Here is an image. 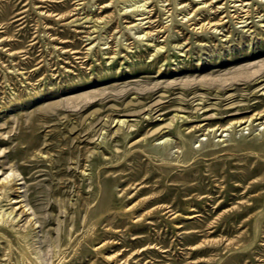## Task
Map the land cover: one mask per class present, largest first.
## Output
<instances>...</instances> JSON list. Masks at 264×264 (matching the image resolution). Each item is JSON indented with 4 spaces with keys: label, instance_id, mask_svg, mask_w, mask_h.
Wrapping results in <instances>:
<instances>
[{
    "label": "rangeland",
    "instance_id": "rangeland-1",
    "mask_svg": "<svg viewBox=\"0 0 264 264\" xmlns=\"http://www.w3.org/2000/svg\"><path fill=\"white\" fill-rule=\"evenodd\" d=\"M261 25L263 0H0V264H264Z\"/></svg>",
    "mask_w": 264,
    "mask_h": 264
},
{
    "label": "bare ground",
    "instance_id": "bare-ground-1",
    "mask_svg": "<svg viewBox=\"0 0 264 264\" xmlns=\"http://www.w3.org/2000/svg\"><path fill=\"white\" fill-rule=\"evenodd\" d=\"M262 0H259V2H261ZM264 1V0H263ZM246 5V4H245ZM210 6V5H209ZM137 8V7H136ZM143 8V7H142ZM73 9V8H72ZM255 10V9H254ZM241 13V12H240ZM239 13V14H240ZM245 13V12H244ZM246 14V13H245ZM183 17V16H182ZM188 18V17H187ZM238 19V21H237V23H239V24H241V27H246V26H248V25H246V21L244 20V17H238L237 18ZM263 21V20H262ZM95 22V21H94ZM137 22V21H136ZM208 22V21H207ZM249 22V21H248ZM196 24V23H195ZM261 26H264V25H261ZM162 28V27H161ZM200 28L201 29H204L203 28V25H201L200 26ZM143 29V28H142ZM245 31H248V28L245 30ZM250 31V30H249ZM181 39V38H180ZM182 45V44H181ZM126 90V89H125ZM115 124H118V125H124L125 124V119H119V120H116L115 121ZM218 130V129H217ZM168 141V139H162V140H159L158 141V143L160 144V143H166Z\"/></svg>",
    "mask_w": 264,
    "mask_h": 264
}]
</instances>
